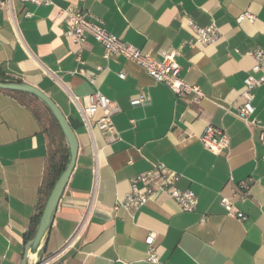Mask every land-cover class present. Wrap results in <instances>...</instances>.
<instances>
[{
    "label": "crops",
    "instance_id": "0c3cea01",
    "mask_svg": "<svg viewBox=\"0 0 264 264\" xmlns=\"http://www.w3.org/2000/svg\"><path fill=\"white\" fill-rule=\"evenodd\" d=\"M54 2L83 8L143 53L161 58V51L175 52L181 77L204 95L178 96L136 62L105 58L103 45L93 37L84 46L75 43L54 5L12 0L15 23L11 9L0 5V77L21 78L47 92L79 141L43 264H157L146 260L150 234L159 264H264V143L260 128L238 114L244 79L255 62L250 52L264 48V0ZM247 11L255 21L239 23L237 17ZM191 23L217 24L220 40L191 45ZM81 68L86 75L77 71ZM95 92L117 103L113 119L119 139L97 126L101 110L91 127L86 124L85 96ZM142 93L146 101L133 105ZM254 106V117L264 124V84L255 91ZM210 124L230 135L227 152L214 153L201 141ZM53 125L51 116L40 118L17 96L0 91V264L22 263L46 178L68 162L65 136L52 132ZM157 163L180 174L179 188L195 191L194 211L181 210L162 193L137 211L117 207L131 189V178ZM249 177L254 179L251 196L241 202L233 190ZM222 195L247 218L228 215Z\"/></svg>",
    "mask_w": 264,
    "mask_h": 264
},
{
    "label": "built area",
    "instance_id": "2783aa9c",
    "mask_svg": "<svg viewBox=\"0 0 264 264\" xmlns=\"http://www.w3.org/2000/svg\"><path fill=\"white\" fill-rule=\"evenodd\" d=\"M21 1L36 5L45 4L56 6L67 21L68 27L66 35L75 43L84 46L87 39L93 37L103 45L105 58L125 57L136 62L157 82L166 84L178 96L192 95L193 99H197L204 95L198 85L190 84L181 77V67L176 61L175 52L161 51V58L153 56L151 53H143L135 45L124 41L108 31L101 19L76 5L62 7L58 6L54 0ZM0 5H7L11 9L12 0H0ZM26 15L31 16L32 13L27 12ZM246 19L255 21L256 15L247 11L237 17L239 23ZM11 21L15 23V16L12 9ZM191 25L195 29V35L189 41L191 45L213 44L221 38L220 28L215 23L206 26H200L195 23H191ZM237 51L239 52L238 49ZM250 54L253 56L255 62L251 71L244 79V89L241 94L242 103L238 107V114L248 125L260 128L259 139L264 143V124L254 117L255 91L264 84V48L257 47ZM98 69L100 70L102 67H98ZM77 71L86 75L83 68ZM120 77L125 78V72H121ZM89 79L95 82L96 77L89 76ZM146 99V95L142 93L138 97L133 98L131 103L133 105L142 104ZM75 101L78 102V99L76 98ZM99 110L102 111V115L96 121L97 126L102 131L115 135L113 139H119L120 136L113 119V115L119 110L117 103L101 92H95L85 96V105L82 108V114L89 127H91L92 117ZM200 139L208 150L218 154L227 152L231 144L230 135L224 129L212 124L206 128ZM179 179L180 174L172 171L165 164H154L151 169L131 178V189L117 207L137 211L155 195L162 193L175 200L181 210L192 212L198 206V196L191 189L183 190L179 188L177 186ZM139 183H142V186H139ZM253 183L254 179L249 177L237 184L233 193L238 197L239 201L246 202L250 198ZM220 202L228 215L235 216L239 220H245L247 218L246 214L237 208L236 203L229 196L222 195ZM146 243L148 245V256L146 260L159 264L161 259L157 247L154 244L155 236L150 234L146 238Z\"/></svg>",
    "mask_w": 264,
    "mask_h": 264
},
{
    "label": "water",
    "instance_id": "95a60500",
    "mask_svg": "<svg viewBox=\"0 0 264 264\" xmlns=\"http://www.w3.org/2000/svg\"><path fill=\"white\" fill-rule=\"evenodd\" d=\"M0 90L23 92L38 99L57 121L69 148L68 162L46 199L35 233L31 240L26 244L21 263L30 264L29 260L31 255H33L35 256V260L32 264H43L46 243L49 232L52 228L55 212L66 189L70 176L76 166L79 141L74 128L61 107L47 92L38 86L21 78H0Z\"/></svg>",
    "mask_w": 264,
    "mask_h": 264
},
{
    "label": "trees",
    "instance_id": "16d2710c",
    "mask_svg": "<svg viewBox=\"0 0 264 264\" xmlns=\"http://www.w3.org/2000/svg\"><path fill=\"white\" fill-rule=\"evenodd\" d=\"M0 78H2V77H0ZM0 91H5V90H0ZM6 92H8V93H10V94H13V95L17 96L22 102H24V103L30 105V106L36 111V113L39 115L40 118H44V117H45V119H46V116H47V117H48V116H51V119H52L53 123L56 124V126H57L58 128H60L59 125H58V123H57V121L55 120V118H54V117L52 116V114L48 111V109L45 108V106H43L41 103H40V104H39V103H38V104H35V103L33 102L32 99H33V98L35 99V97H33V96H31V95H29V94H27V93H23V92H17V91H6ZM36 100H37V99H36ZM38 102H39V101H38ZM53 126H54L53 128L51 127L52 132L57 131L55 125H53ZM60 130H61V128H60ZM65 166H66V164L62 165V167L59 168V169L57 170V172H55V173H53V174H50V175L48 174V176H47V178H46V183H45V188H46V190H45V196H44V199H43L42 204H41L40 216H41L42 210H43V208H44V204H45L44 202H45L47 196H49L50 191L52 190V188H53V186H54V184H55L57 178L59 177L60 173H61L62 170L65 168ZM40 216H39L38 220L36 221V223H35V225H34V228H33V234L35 233V230H36V227H37L38 221H39V219H40ZM33 234H32V235H33Z\"/></svg>",
    "mask_w": 264,
    "mask_h": 264
},
{
    "label": "rangeland",
    "instance_id": "374dc122",
    "mask_svg": "<svg viewBox=\"0 0 264 264\" xmlns=\"http://www.w3.org/2000/svg\"><path fill=\"white\" fill-rule=\"evenodd\" d=\"M32 100H33V102H34L35 104H38V103L40 104V103H41V102H38L39 100H38V99L36 100V98H35V99L33 98ZM54 125H55L57 131H59V133H60V131H61L60 128H58V127L56 126V124H54Z\"/></svg>",
    "mask_w": 264,
    "mask_h": 264
},
{
    "label": "bare ground",
    "instance_id": "6f19581e",
    "mask_svg": "<svg viewBox=\"0 0 264 264\" xmlns=\"http://www.w3.org/2000/svg\"><path fill=\"white\" fill-rule=\"evenodd\" d=\"M34 260H35V256L31 255L29 263L32 264L34 262Z\"/></svg>",
    "mask_w": 264,
    "mask_h": 264
}]
</instances>
